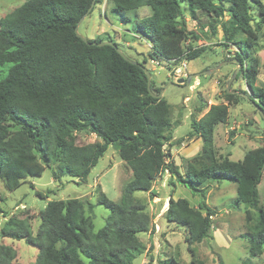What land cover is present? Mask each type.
Segmentation results:
<instances>
[{"label": "trees", "instance_id": "trees-1", "mask_svg": "<svg viewBox=\"0 0 264 264\" xmlns=\"http://www.w3.org/2000/svg\"><path fill=\"white\" fill-rule=\"evenodd\" d=\"M92 1L25 0L0 19V67L8 65L0 77V180L13 190L28 177L40 176L44 167L51 169L54 180L63 176L85 180L108 145L117 149L131 177L119 201L102 191L98 194L96 203L109 209V214L97 230L85 214V206L90 211L93 204L76 197L47 201L39 211L35 235L24 220L10 217L0 236L36 246L32 264H132L145 250L139 234L152 229L145 203L134 194L150 192L156 177L168 170L171 187L179 183L202 197L210 188L208 182L233 181L236 202L256 213L248 226V255L259 257L264 247V207L257 186L264 170V143L239 160L218 156L213 135L215 127L225 123L227 107H215L197 120L191 116L186 136L200 138L202 145L180 172L167 161L165 148L172 137L170 105L152 94L159 89L150 86L144 65L122 56L113 41L99 45L106 40L98 37L87 43L77 36L78 21L102 0H94L91 7ZM184 1L192 12L208 18L211 34L220 26L225 41L237 46L238 75L256 98L247 99L264 115V89L254 83L258 59L243 65L245 49L257 39L250 26L249 4L261 0ZM110 2L111 12L123 22L129 21L127 12L150 8L134 30L151 42L150 54L156 59L176 63L192 60L205 50L182 48L184 39L190 34L194 38L195 33L186 30L180 0ZM239 33L246 35L242 43L235 39ZM228 90L224 92L230 103L235 95ZM78 131L93 133L101 142L77 144ZM213 214L204 201L194 207L185 198L169 195L164 218L184 226L186 242L195 245L209 237ZM15 255L12 247L0 244V264H11Z\"/></svg>", "mask_w": 264, "mask_h": 264}, {"label": "rangeland", "instance_id": "rangeland-1", "mask_svg": "<svg viewBox=\"0 0 264 264\" xmlns=\"http://www.w3.org/2000/svg\"><path fill=\"white\" fill-rule=\"evenodd\" d=\"M24 1L0 0V19ZM180 4L186 30L195 33L194 38L190 34L189 38L184 39L182 48L205 49L192 60L184 58L176 63L166 62L150 54L151 42L134 30V25L150 14L148 6L127 12L129 21L123 22L111 12L110 0H102L79 21L77 32L87 39L100 37L115 42L123 55L142 63L148 70L150 86L159 89L161 97L170 105L172 137L165 145L169 153L167 161L173 162L182 172L202 145L200 138L189 139L186 136L191 116L197 120L210 109L226 106L227 119L214 130V148L220 157L239 160L247 150L264 143V115L258 106L247 99L250 97L256 100L245 85L242 75H238L241 65L234 62L237 61V46L225 41L220 26L215 34H211L207 26L208 18L204 14L192 12L184 0H180ZM249 12L252 17L250 26L255 30L257 39L250 48L245 49L243 65H249L250 59H258V74L254 83L264 89V0L257 5L250 3ZM226 18L227 13H224L223 20ZM245 37V34L239 33L235 39L242 43ZM7 67H0V77L5 74ZM175 67H181L179 77L184 81L167 85L168 82L176 83L178 79L174 77ZM236 67L238 71L228 84ZM208 69L215 70L207 75L202 73ZM189 75H192L190 81L185 84ZM226 88L230 91L227 93L235 95L233 99L230 98V103L225 96ZM9 125L14 130L15 126L10 122ZM179 139L181 141L177 143ZM75 140L77 144L101 142L95 134L86 131L75 132ZM130 177L131 170L119 158L117 149L108 145L85 180L68 176L54 180L48 167H44L40 176L28 177L13 190L6 189L0 180V228L8 218L14 217L24 220L32 235H35L40 224L39 211L47 201L78 197L93 204L90 211L85 206V214L91 217L94 229L97 230L105 224L109 214V209L96 203L98 194L102 191L107 198L119 201ZM170 180L172 176L165 170L153 181L150 192L134 194L145 203L152 229L139 234L145 250L132 264H264V247L259 257L248 255V226L253 223L256 213L246 204L236 202V186L233 181L208 182L210 188L202 197L179 183L175 184V188L171 187ZM257 188L260 203L264 207V170ZM169 195L174 199L185 198L194 207L204 201L214 211L207 239L190 245L186 242V228L166 221L164 213ZM0 244L8 245L16 251L11 264H32L36 259L37 247L28 244L25 239L0 236Z\"/></svg>", "mask_w": 264, "mask_h": 264}, {"label": "water", "instance_id": "water-1", "mask_svg": "<svg viewBox=\"0 0 264 264\" xmlns=\"http://www.w3.org/2000/svg\"><path fill=\"white\" fill-rule=\"evenodd\" d=\"M94 5V0L92 1V3H91V7ZM91 7L89 8V10L91 9ZM87 13H85L82 17H81V19L86 15ZM80 19V20H81ZM79 20V21H80ZM79 21H78V23H79ZM78 23H77V25H78ZM75 31H76V34H77V36H79L83 41H85V42H87V43H89V41L87 40V38H85L84 36H82V35H80L78 32H77V26H76V29H75ZM113 44L111 41H103V42H99V43H97V44H99V45H102V44ZM117 51L122 55V56H124L126 59H128L125 55H123V53L117 48ZM132 62H134V61H132ZM234 62H237L236 60H234ZM218 67H216L215 69H217ZM215 69H208V70H204L202 73L203 74H210V73H212V71L213 70H215ZM143 70H144V72H145V74H146V76H147V79L149 80V77H150V75H149V72H148V70L145 68V67H143ZM238 71V67H236V69H235V71H234V73L231 75V77L228 79V81H227V83L229 84L230 83V81L232 80V78H233V76L235 75V73ZM198 74V73H197ZM191 76L192 75H189L186 79H185V84H188L189 83V81H190V78H191ZM184 81V79L183 78H178L177 79V81H176V83H172V82H168L167 83V85H173V84H179V82H183ZM228 89V88H227ZM228 92H230L229 90H228ZM154 96H156V97H160L161 96V93L159 92V93H157V94H154V93H152Z\"/></svg>", "mask_w": 264, "mask_h": 264}, {"label": "built area", "instance_id": "built-area-1", "mask_svg": "<svg viewBox=\"0 0 264 264\" xmlns=\"http://www.w3.org/2000/svg\"><path fill=\"white\" fill-rule=\"evenodd\" d=\"M183 66V68L185 67V65H182ZM182 69H181V67H175L174 69H173V72L175 73V78H180L179 76V72L181 71Z\"/></svg>", "mask_w": 264, "mask_h": 264}]
</instances>
